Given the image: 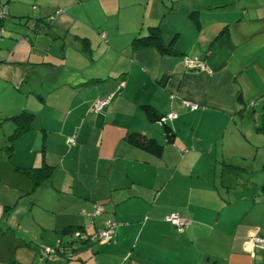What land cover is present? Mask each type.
Masks as SVG:
<instances>
[{"label":"crops","instance_id":"1","mask_svg":"<svg viewBox=\"0 0 264 264\" xmlns=\"http://www.w3.org/2000/svg\"><path fill=\"white\" fill-rule=\"evenodd\" d=\"M1 1L0 264H264V0Z\"/></svg>","mask_w":264,"mask_h":264},{"label":"built area","instance_id":"2","mask_svg":"<svg viewBox=\"0 0 264 264\" xmlns=\"http://www.w3.org/2000/svg\"><path fill=\"white\" fill-rule=\"evenodd\" d=\"M1 3V0H0ZM7 11V6L3 5L0 9V17L3 16L4 14H6ZM0 29V33H1ZM185 64L190 67V68H203V65L198 62L196 59L191 58V57H186L185 58ZM119 86L117 87V90L103 96L100 98L95 99L90 107V110L93 112H99L101 111L112 99V97L115 95V93L118 91ZM183 104L185 105H189V107L191 109L196 108V104L192 103V102H187L184 101ZM167 117H172V114H167L165 116H162L159 121L160 122H164L165 119ZM69 142L73 143L74 142V138H70ZM104 211L103 206L102 205H95L91 210L87 211V210H82V214L86 217L89 218H94L96 216H98L99 214H101ZM164 220H166L167 222L171 223L172 225L176 226L177 228H183L184 226L187 225V222L182 219L177 213H170L164 216ZM113 225L114 222H106V225L99 229L95 234L93 235H87L84 232H80V231H76L73 230L72 232H70L71 234V241L69 245L66 246V248H50L45 246L43 249L47 254H55V253H61L64 252V255L66 256H72L73 253L75 252L76 249H78L81 245L80 241L85 239L88 240V242H98V243H104L107 242L110 238V235L112 233V229H113ZM252 239L255 243L257 244H261L264 245V238L258 236L257 234H254L252 236Z\"/></svg>","mask_w":264,"mask_h":264},{"label":"trees","instance_id":"3","mask_svg":"<svg viewBox=\"0 0 264 264\" xmlns=\"http://www.w3.org/2000/svg\"><path fill=\"white\" fill-rule=\"evenodd\" d=\"M3 5H6V2L1 1L0 3V9ZM7 6V5H6ZM8 17V10L6 11V14H4L3 16L0 17V24ZM1 29V26H0ZM148 35L140 37V38H136L133 41V46L139 47V46H149V45H155L157 46L159 49L161 50H169V46L167 45H163L161 44L159 41V36H158V27L157 26H152L149 27L148 29ZM142 108L144 109L145 113L147 114V116L151 119V120H159L160 116H158L155 112V110L149 106V105H143ZM11 119L16 123L17 127L15 128L14 132H13V136L19 134L20 132L26 130V128L28 127V120H29V115H27L26 113H20L17 114L15 116H12ZM256 129L258 131H262L264 132V114H262L261 116V120L258 122ZM166 130H169V127L166 126ZM11 135V136H12ZM128 140L131 143H134L136 145L142 146V147H147V148H154L155 143L152 139L149 138H143L141 137L139 134H133V135H129ZM38 180H36L37 182ZM79 227H73V228H67L66 232H72L75 229H78ZM73 241V240H72ZM71 239L67 242V244L64 246L66 248L67 245L70 244V242H72ZM93 242V241H92ZM96 242V241H94ZM81 245L85 244V243H90L88 242V240H81L80 241ZM98 243V242H96ZM79 247V248H80ZM77 251V249L75 250V252ZM61 254L64 255V252H61ZM65 256V255H64ZM70 257V256H69Z\"/></svg>","mask_w":264,"mask_h":264},{"label":"rangeland","instance_id":"4","mask_svg":"<svg viewBox=\"0 0 264 264\" xmlns=\"http://www.w3.org/2000/svg\"><path fill=\"white\" fill-rule=\"evenodd\" d=\"M260 120H261V118H260ZM260 161H261V158H260V156H259V158L256 160V163H255V164L259 163ZM254 175H255V174H253V177H254Z\"/></svg>","mask_w":264,"mask_h":264}]
</instances>
